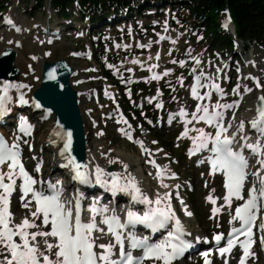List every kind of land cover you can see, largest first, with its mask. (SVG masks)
I'll return each instance as SVG.
<instances>
[{
	"label": "rangeland",
	"instance_id": "obj_1",
	"mask_svg": "<svg viewBox=\"0 0 264 264\" xmlns=\"http://www.w3.org/2000/svg\"><path fill=\"white\" fill-rule=\"evenodd\" d=\"M35 6L36 0H9L5 12L0 14V28L4 27L2 22L7 17L12 21L15 27V29H10L9 27L0 29V55L5 48L2 47L3 44L9 43L13 45L19 38L22 40L23 44L22 48L20 47L21 50L26 44V47H24L26 52L25 56H27L28 59H32L33 56L37 58L35 62L33 61L34 68L28 67L24 74L20 69V79L22 76H27V79L22 77V80L24 79V83H26L25 85L29 86V88H25L27 94L26 92H23L26 97L25 99L28 100V96H32V94L40 87V78L44 62L66 60L78 70L79 76L77 77V81L84 80L83 86L79 88L83 94L85 92L82 98H80V107L82 109L81 111L83 113L86 128L87 126H89V128L91 127V136L87 134V138L88 136L90 137L88 142L93 145L95 152L88 160L89 164H91L90 168L94 169V171L91 169L90 173L92 175L95 174L96 166L93 163L95 160H105L108 162L106 171L109 167L116 166L118 168L120 166L125 168L124 166L127 165V168L125 169L132 174L134 173L137 179H140V186L142 189L146 190V193L152 196L155 200L158 196L161 198L164 197L167 192L173 194L174 197L177 193H181L180 198L184 201L186 210L181 204H179V200H176L175 198L173 201L170 200L166 202H170L175 214L184 220L186 224L193 228V230L206 236H210L213 232L227 231L230 229L232 221L231 210L229 209V205L224 201L221 182L217 177L208 176L206 169L195 166V163L188 160L187 149L192 145L193 139L192 137L180 135V131L182 127H184L182 121L176 120L174 123H171V125L159 127L157 121H159L160 112L157 111L154 104L148 106L146 110L141 111V109H138L139 100L134 103L136 98H134L133 89L129 90L128 88L133 87L132 84L134 82V77L144 76L145 74L139 72L141 71V68H139V71L134 70V73L130 75L126 73V70L133 66L130 65L127 60L133 57H140L145 61L149 60L148 56H152L160 45V43L156 44V40L157 36L162 32L166 17L144 14V16H139L138 20H136L140 23V26H138L137 31L135 30L134 33L127 32L124 34V30L120 28H114L105 33L103 38L105 44L100 49L102 52L100 53L102 56L101 60L104 63L106 70L112 75L111 77H115V81H119L120 83H123V85H126L125 88L119 89L116 84L109 79L102 78L100 74H97V77L91 78L90 81L86 74L89 68L94 67V65L97 66L98 64L94 61L92 62L91 60L85 59L83 56L79 58L72 57L74 52H82L86 48H93V40H77L70 36L64 37L60 42L49 40V37L46 36L47 34L43 33V28H46L49 23L51 25L61 24V21L56 17V14L52 9L48 13L47 7L45 10L42 9L41 11H38L37 14L33 16L32 12H34V10L31 12L30 9ZM178 12L179 14H177ZM23 20H25V23H23ZM170 21L172 27L181 31L184 30L186 33L181 39L176 40L174 45L170 43H163V45H160V48L163 47L162 70L165 68H172L174 69V73L165 77L161 82L148 84L146 88H139L136 89V91L139 93V96L150 97L155 94H160L161 97L158 100L161 102L165 101L170 114L176 115L178 110L177 107L179 105H185V108H187L185 110L191 111V107L189 106L191 103L188 96L189 81L183 83L182 80L187 78L185 75L186 67L181 65V61L189 54V52H192V55L195 56L208 57L210 59L209 62L212 63L210 67H212L213 72L220 67H230L233 53L230 51L223 52L226 50L224 47H220L216 49V51L215 46L213 47L211 45L210 40L205 38L206 34L204 32L198 33L200 31L199 26L190 18L188 11L184 9L179 10V8L174 12L172 11ZM21 25H25V31L29 30L26 36L23 34L25 31L22 34L17 31V28ZM129 34L134 36V42L129 39ZM191 35H193L192 38ZM199 37L204 39L201 43H196ZM244 52L246 54H244ZM236 54L246 56L243 57V59L247 66H242L243 73L241 75L235 76L233 79L231 78L232 84L227 88V91L231 94V96H229L230 99L234 97L237 99L240 96L243 98L238 107L236 118L238 120H250L254 116L253 109L257 98V92L254 94H252V92L248 94L247 92L252 86L251 78H257L260 82L263 81L264 49H259L258 47L253 46L245 51L243 48L239 47ZM219 56L222 57L221 61L223 62L218 65V62L220 61ZM238 62L241 64V60ZM36 64H39L40 77H34L37 70ZM214 66H216V68ZM3 83L4 82L0 84ZM10 83L16 84L15 82ZM91 83H101L100 85H104L109 93L115 92L117 98L122 100V102L125 98L130 100V106L126 105L125 108L122 105L124 111L123 117L132 123V129H135V140L136 138L138 140V138L142 136V130L139 131V127H137V121H140L141 127L144 128L143 136H145L148 143L152 141L150 145L142 141L143 147L139 145L137 146V144L132 143L131 140L123 138L124 134L121 131L126 127V122L124 120L104 119L103 115L108 111L115 109L114 106L121 104V102H105L102 97H100V103H94V101L86 95V91H89V85ZM262 84L264 88V81ZM22 90L23 89H21V91ZM21 112H23L36 126L33 140L34 149L32 153H30L28 149L27 156L29 160H32L33 157L39 156V153L43 154L42 157L45 158L43 161L45 163V171H49L51 167L56 166L54 165L55 159L53 158L52 153H45L46 150L39 148L41 147V141L43 138L52 130L54 120L49 117H47L46 120H43L41 114L38 115V113H33L32 110L25 105ZM136 112L140 113L139 117H137L138 115ZM91 118L97 122V125L90 121ZM50 139H52L51 136ZM149 149L150 151H160L163 154V160L167 165L164 166L167 171L164 175L163 173L158 174V179L153 173L154 168L148 157L149 154H151V152L148 151ZM254 161L255 160H253V162ZM261 166V172L263 173L264 165ZM119 172L120 174H124L123 170L120 168ZM119 172L116 170L115 175L119 174ZM65 173L70 174L66 169ZM128 176L130 175L128 174ZM162 185H167V187ZM189 186H191L192 191L185 190L186 188L190 190ZM209 196L212 198L217 197L222 201L220 208H217L219 209L220 214L214 218L211 215L213 207L212 202L208 199ZM16 208V213H19L21 211L20 205L18 206V209ZM22 213L27 214L26 211H22ZM187 213H191V215H188ZM185 214L188 219L184 216ZM36 244L40 250H46V244L43 239H36Z\"/></svg>",
	"mask_w": 264,
	"mask_h": 264
},
{
	"label": "snow or ice",
	"instance_id": "obj_2",
	"mask_svg": "<svg viewBox=\"0 0 264 264\" xmlns=\"http://www.w3.org/2000/svg\"><path fill=\"white\" fill-rule=\"evenodd\" d=\"M17 30L19 31V29ZM49 78L55 79V76L50 73ZM154 78L159 79V76H155ZM195 79L196 86L192 89V95L198 100H203L204 97L198 92V88L203 86L200 83L201 76L198 75ZM212 87H215L223 94V90L218 85L213 84ZM25 88H29V86L13 84L7 81L0 86V93H2L0 94V118H3L10 111L8 103L12 100L11 91L13 89L20 92L19 102L21 104L29 103L21 91V89ZM207 95L211 99V93ZM259 99L262 103L257 109L258 116L251 122V127L259 133V140L254 144H246V147L254 155L264 157V143H261V141H264V95ZM34 106L36 108L42 107L39 101H36ZM223 107L229 108L234 107V105H224ZM215 108L219 109L221 105L217 103ZM201 111L203 115L197 116L193 114V119L202 120L209 125H213L217 131L213 134L206 133L203 129H196L195 131L199 135L193 137V151L209 149V144L211 143L212 147L209 150L213 155L209 157V160L212 171L213 173L220 171L226 177L225 188L227 189V195L224 197V200L231 207L233 197L237 200H244L242 189L247 178L246 169L248 167V160L242 150H233V138L224 135L227 132V128L221 123L223 113L219 111L212 113L209 111L208 106H203L202 108L198 106L197 112L199 113ZM180 114L182 116L187 115L183 111ZM185 123H191V121H185ZM240 127L243 128V124ZM31 128L32 125L21 117L20 131L30 133ZM187 134L188 130L186 129L183 135L187 136ZM53 135L63 141L61 156L68 161L65 167H73L75 171L74 179L84 184L90 183L91 173L88 165L85 164L82 166L76 160L75 156L71 155L73 143L72 132L65 131L63 125H59L54 130ZM125 135L128 136V139H132L127 132H125ZM50 142L57 143L58 141L51 140ZM139 143L143 147V142L140 141ZM14 147L17 150L13 151L7 148L3 140L0 139V189H3V193H0V264H145L146 260H152L154 264L155 262L172 264L175 259L183 255L185 250L192 247V242L184 239V236L189 235V233L186 232L180 219L175 215L170 202H166L170 201V194L165 193L164 197L161 198L158 196L153 201L142 193L134 177L123 185L114 179L111 190H122L125 193L132 194L135 202L147 205V211L141 215L129 210L126 223H121L119 217L115 215L110 218L105 217L103 223L108 225V232L115 237V245L112 243L97 244V237H94L92 233L97 230L103 232V229H97L95 215L97 213H106L108 211L107 208L97 209L95 202H93V205L90 207V211L93 213L92 221L89 223L82 222L80 215L82 211L81 203L77 201L75 204L74 216L73 209L67 208L61 202L62 189L57 188L55 184L49 183V188L54 193L52 195H45L43 191H36L33 188V185L37 181L24 169L21 163V154L18 150V145ZM259 162L264 165V159H261ZM6 163L8 165V171L4 173L2 168ZM152 163L155 164V161H152ZM124 167L127 168V165ZM16 169L18 171H15ZM95 175L97 182L101 184L108 183L103 179V176L107 174L104 173V170L99 165H96ZM255 175L259 180V188L254 186L250 190L247 200L235 209L233 221L238 220L240 227H234L232 229V234L227 241V247H221L219 249L221 254L228 253L239 242L240 235L246 236V239L241 242L244 258L241 259L240 264H245V258L249 255V249L253 243V227L255 226L260 209L264 207V200H262L264 198V176H260L258 173ZM5 177H7L10 183H5ZM17 178L23 179L22 188L24 195L27 196L31 193L36 201L38 206L37 211L33 212L32 215L38 217V214L42 213L43 224H51L50 231L30 233L28 229L36 228L37 225L34 222H30L27 218L21 224L15 225V227L9 226L12 218V213L9 211V197L15 190ZM162 186L167 187V185ZM208 199L213 204L216 203L211 196ZM153 204L156 207H152ZM24 207L27 208L28 204H25ZM217 211L219 209H213L214 213ZM187 214L191 215V213ZM137 224H142L150 228L153 233L166 229L167 237L158 242H150L149 237H139L136 235L135 227ZM170 224L172 225L171 228L169 227ZM129 227H131L132 231H128L125 235L121 230H127ZM261 230L264 231V225H261ZM16 236L19 237L22 243L16 241ZM38 236L45 238L46 251L40 250L35 243H32L36 241ZM48 237L58 238V243L55 245L48 243ZM196 239L199 240L200 238L197 237ZM214 239L219 244L223 239V234L216 235ZM117 246L118 258H114L117 255ZM54 247L56 249L55 252L52 251ZM97 248L103 249V251H97ZM137 249L141 250L143 254L140 256L134 255L133 251ZM47 253H51L54 258H50ZM204 255L207 256L208 253L206 252ZM206 264H209V262L206 261Z\"/></svg>",
	"mask_w": 264,
	"mask_h": 264
},
{
	"label": "trees",
	"instance_id": "obj_3",
	"mask_svg": "<svg viewBox=\"0 0 264 264\" xmlns=\"http://www.w3.org/2000/svg\"><path fill=\"white\" fill-rule=\"evenodd\" d=\"M6 0H0V11L4 10ZM152 4L168 6L180 4L188 6L194 22L200 32L206 34L212 46L232 49L233 37L221 29L220 17L227 11L236 25L237 37L247 43L264 46V0H52V8L60 19H71L73 13H79L84 20L88 16L91 22H104L112 14L129 15L144 13ZM45 0H36L35 10H41ZM76 9V10H75ZM219 44V45H217ZM105 75H110L105 71Z\"/></svg>",
	"mask_w": 264,
	"mask_h": 264
},
{
	"label": "water",
	"instance_id": "obj_4",
	"mask_svg": "<svg viewBox=\"0 0 264 264\" xmlns=\"http://www.w3.org/2000/svg\"><path fill=\"white\" fill-rule=\"evenodd\" d=\"M15 52L6 48L0 56V80L16 81L19 70L14 64ZM55 79L49 78V74ZM73 69L65 60L46 62L42 68L41 84L33 94V101H39L43 109L54 115L53 132L63 125L65 131L73 134L72 152L76 160L83 166L87 158V136L85 123L79 106V97L71 85ZM60 149L63 141L55 137Z\"/></svg>",
	"mask_w": 264,
	"mask_h": 264
},
{
	"label": "bare ground",
	"instance_id": "obj_5",
	"mask_svg": "<svg viewBox=\"0 0 264 264\" xmlns=\"http://www.w3.org/2000/svg\"><path fill=\"white\" fill-rule=\"evenodd\" d=\"M170 5V4H169ZM99 20H97V22H98ZM23 23H25V20H23ZM60 25V23L59 24H57V27ZM57 27H55L54 29L55 30H58V28ZM79 27H80V25H79ZM0 29H3V27H1ZM19 31H18V33H23L24 31H25V25H21L19 28ZM35 30H37V29H35ZM29 32V30H26L23 34L26 36L27 35V33ZM35 32H37V31H35ZM1 35V34H0ZM50 38L51 39H57L56 37H52V36H50ZM24 42H25V40H24ZM22 40L21 39H17V41H15L14 42V44L13 45H11V44H9V43H7V44H3V48L5 47V48H11V49H13L14 50V52H15V58H14V64H15V67L20 71V69H21V71H23L22 73L24 74V72H26V69L28 68V67H31V68H34V62L32 61V59H28L27 58V56H25L26 55V52H25V48L24 47H26V44L23 46V49L21 50L20 49V47L22 48ZM4 48V49H5ZM3 49V50H4ZM25 53V54H24ZM156 55H153L151 58H152V60H154V57H155ZM27 60H28V62H27ZM139 61V60H138ZM39 65V64H38ZM37 64H36V67H37V70H36V74H35V76L34 77H40V68H39V66H38ZM198 67H201L200 65L198 66ZM23 77V76H22ZM22 77H21V79H19V82H15L16 84H20L21 83V80H22ZM34 77H32V78H34ZM23 78H25V79H27V76H24ZM72 83L73 82H77V79L76 78H73L72 80ZM2 82H5V80H0V83H2ZM24 79L22 80V85H25L26 83H24ZM3 84H0V86H2ZM37 86V85H36ZM39 86V85H38ZM263 86H261L260 85V87H259V94H261V95H264V90H263V88H262ZM258 91H257V94H258ZM22 92H26V90L25 89H23L22 90ZM0 94H2V93H0ZM26 94H27V92H26ZM258 94V95H259ZM11 96H12V100L8 103V105L9 106H11V105H13L14 103H15V101H17V100H19V96H20V92H17L15 89H13L12 91H11ZM26 98V97H25ZM28 101H29V103L28 104H25V105H28L29 106V109H31L32 107H33V101H32V96H28ZM86 101H88V100H86ZM84 107H85V105H84ZM11 109H10V111L9 112H12V114H9L3 121H2V123H3V128H7V127H10V125H11V123H12V121L14 120V119H17L19 116H22V115H25L23 112H19L18 114H17V116H15L14 114H15V112L17 111V109L16 108H13V107H10ZM82 110V109H81ZM41 114V116L43 117V112L42 113H39L38 115H40ZM38 115H36V116H38ZM258 116V115H257ZM50 117H52V116H50ZM23 118L25 119L26 118V115L25 116H23ZM252 119H255V117H253ZM196 129H199V126L197 125V119H196V124L194 125V126H192L191 127V129H190V132H189V135H188V137H196V136H198L199 135V133L197 132V131H195ZM51 130V129H50ZM86 130H87V134L89 135V136H91V133H90V130H91V127L89 128V126H87V128H85V132H86ZM50 133H51V131H49ZM47 133V135L43 138V140L41 141V147L39 148V149H42V150H46V152L45 153H47V152H50V153H52V155H53V158L55 159V164H58V165H60V166H64V165H67L68 164V162H67V160L63 157V156H61V155H59L58 154V151H59V147L57 146V144H55V143H52V142H50L52 139H50V133ZM88 136V138H87V141H89L90 140V137ZM137 146H138V144H137ZM87 148H88V157H89V159L94 155V148H93V145H91V143L90 142H88V146H87ZM47 156V155H46ZM150 156H151V158H153L154 160L153 161H155L158 165H160L162 168H163V175H164V173H165V165L166 164H164L163 163V161H162V157H163V154L160 152V151H154V150H152L151 151V154H150ZM43 159V158H42ZM94 161V160H93ZM94 163V165L96 166V165H99V167L101 168V169H105L107 166H108V162H106L105 160H103V161H94L93 162ZM87 165L89 166V162H87ZM167 166V165H166ZM199 166L200 167H202L203 166V161H202V159H201V161H200V164H199ZM115 167V169L113 170V172L115 173L116 172V170H117V167L116 166H114ZM71 169H73L72 168V166H68V171L70 172L71 171ZM120 169L121 170H124L123 168H121L120 167ZM63 169H54L53 170V173L55 172V171H58V172H63L62 171ZM104 172H105V170H104ZM118 172H119V170H118ZM124 174H126V173H124ZM124 174H120V172H119V174H113V175H111V180L113 181L114 179L115 180H118V182H119V184H121V185H123V184H125V183H127L129 180H127V181H124L123 179L121 180V178H122V175H124ZM134 174V173H133ZM154 174H155V176L157 177V179H158V174L157 173H155L154 172ZM153 174V175H154ZM152 175V176H153ZM72 176V175H71ZM71 176H69V177H67V180L68 181H70L71 183H72V179H71ZM104 178H105V176H103ZM131 178V177H130ZM151 178V177H150ZM105 180V179H104ZM136 181V180H135ZM156 181V180H155ZM111 182V181H110ZM137 182V181H136ZM140 182L141 181H139V183H138V186L140 187V189H141V191H142V193H144V192H146V190H143L142 189V187L140 186ZM163 182V181H162ZM94 182H92L89 186H87V188H89V189H87L88 191H90V192H94V191H96L97 189H100V190H103V185L102 184H93ZM157 183V182H156ZM166 184V183H165ZM72 185H73V183H72ZM84 191H85V189H83ZM96 193H99V190H98V192H96ZM168 194H171V193H169V192H167ZM149 199H152L151 198V196H148L147 194H145ZM171 196L172 195H170V200H172V198H171ZM176 198L178 199L179 198V196L177 195L176 196ZM130 199L132 200L133 199V195H131L130 194ZM19 204V203H18ZM26 204H28V203H26ZM142 206V205H141ZM139 207L141 210H143L144 208H145V205H143L142 207ZM153 207H156V205L155 204H153L152 205ZM183 207V206H182ZM181 208V207H180ZM185 208V207H184ZM183 209V208H182ZM25 210H27V214L26 215H22V216H18L17 218H16V222H23V220L25 219V218H27L28 220H29V218L30 219H32V222H34L36 225H37V227L36 228H39V223H38V220H37V216H33L32 215V213L33 212H36L37 210L35 209V208H31V205L30 204H28V207L27 208H25ZM184 210V209H183ZM185 210H186V208H185ZM142 237H143V235H142Z\"/></svg>",
	"mask_w": 264,
	"mask_h": 264
}]
</instances>
